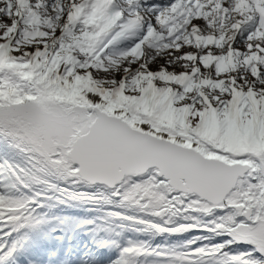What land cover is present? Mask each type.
<instances>
[{
	"label": "snow or ice",
	"instance_id": "1",
	"mask_svg": "<svg viewBox=\"0 0 264 264\" xmlns=\"http://www.w3.org/2000/svg\"><path fill=\"white\" fill-rule=\"evenodd\" d=\"M45 2L0 0V135L28 156V169L8 165L20 187L53 170L102 181L147 216L191 221L113 213L196 233L172 247L130 242L119 264H264V147L253 142L264 0H169L151 16L137 0H56L59 24L40 17ZM169 49L182 64L158 61ZM33 202L0 193V229L26 224Z\"/></svg>",
	"mask_w": 264,
	"mask_h": 264
},
{
	"label": "rangeland",
	"instance_id": "2",
	"mask_svg": "<svg viewBox=\"0 0 264 264\" xmlns=\"http://www.w3.org/2000/svg\"><path fill=\"white\" fill-rule=\"evenodd\" d=\"M39 13L45 15V17H52L51 15H46L43 12H45V10H43V8L41 7L39 10ZM55 19V16H54ZM146 53L148 56H150L149 53V49H146ZM112 77L110 76H101L100 79H111ZM253 142L255 145H257L258 143H260L261 145H263L264 147V122L261 123V133H260V138L256 139L255 137H253ZM9 157H12L9 161H12V169H16L17 167L19 168H25L28 169L30 167V163L29 160L26 159L24 160L22 157L20 156H14V155H7ZM16 157V158H15ZM15 158V159H13ZM2 164H5L2 166V169H7L9 177L11 178V180H15V177L12 176L11 171L9 170L8 165L10 164H6V162H1ZM38 176L41 177V179L39 181H32L29 180L28 183V187L27 188H22L20 187V185L16 182V186L15 188L22 191L23 193L25 192V195L28 197H33L34 200L36 198V200H40L41 198H39V194L43 193L42 192V188H45L48 185H51L53 183V181H51V178H54L55 176H53V174L45 171L42 173H38ZM16 181V180H15ZM48 181V182H45ZM7 183V181L5 182ZM75 188H79L81 191H86L87 193H90L93 196L94 199V213H107L109 216L113 213H121L123 215H126L128 217H139L145 220H154L156 223L159 224H163L165 220H169L171 219L173 221V223L175 224H187V223H191V221H187V220H183L181 219L180 215L177 216H169L168 214H165L163 217H153V216H147L144 214V212L140 211L138 208L136 207H131L129 205H127L126 203H123L119 197L113 195L114 189H110L107 191L101 190L99 189H86L83 188L81 185H79L78 183H75L74 181H69L66 180L63 183H59L58 185V189L56 190L57 192L55 193V195L53 196L55 199H58L59 201H63V195L65 192H67V190L69 189H75ZM193 215H195V213H193ZM207 219V218H206ZM121 222L124 225L127 226H135L140 228L142 231H144L145 226L143 224L140 223H134L131 220L128 219H123L121 216ZM169 227H171L172 225H168ZM150 233H154L155 231L153 230H147ZM8 232H13L10 227H5L4 230L2 231V233H8ZM190 233H195L194 231L190 232ZM0 235H4V234H0ZM204 235H207L206 233ZM225 238V237H224ZM113 246H115L116 244V238L113 237ZM118 258H120V260L122 259V254L118 256ZM119 260V261H120Z\"/></svg>",
	"mask_w": 264,
	"mask_h": 264
},
{
	"label": "bare ground",
	"instance_id": "3",
	"mask_svg": "<svg viewBox=\"0 0 264 264\" xmlns=\"http://www.w3.org/2000/svg\"><path fill=\"white\" fill-rule=\"evenodd\" d=\"M60 2L64 6V8L67 9V7H68V0H60ZM54 14H55V17H56L57 13L55 12ZM60 15H66V11L64 13H60ZM145 15L146 16H150L149 13H145ZM54 21H56V20L54 19ZM59 23H62V21H58V24ZM228 23H231V21H229ZM164 54H165V52H161L158 55V57H157L158 61H172L173 63H175L177 65H180V64L183 63V61L180 62V61H178L177 58L172 57L171 55L163 56ZM153 67H155V65H153ZM0 151L2 153L3 152H6V153H8V155H14V156H17L18 155V156L22 157L24 160L28 159L27 154H25L24 152L20 151L16 147H14L10 143V141L6 137H4L2 135H0Z\"/></svg>",
	"mask_w": 264,
	"mask_h": 264
},
{
	"label": "trees",
	"instance_id": "4",
	"mask_svg": "<svg viewBox=\"0 0 264 264\" xmlns=\"http://www.w3.org/2000/svg\"><path fill=\"white\" fill-rule=\"evenodd\" d=\"M183 242L184 241H182V239L180 237H176V238H166L165 237L161 241L157 242V244H159V246L172 247V246H176V245H182ZM208 242L215 243L216 241L212 240V241H208ZM238 247H245V246H242V245H240V246L234 245V246L228 248L227 250H230V249L231 250H235Z\"/></svg>",
	"mask_w": 264,
	"mask_h": 264
},
{
	"label": "water",
	"instance_id": "5",
	"mask_svg": "<svg viewBox=\"0 0 264 264\" xmlns=\"http://www.w3.org/2000/svg\"><path fill=\"white\" fill-rule=\"evenodd\" d=\"M76 180H81V179H76ZM82 181H84L85 183H90V184H102V185H104L105 187H107V188H109V187H111V186H109V185H106L104 182H102V181H91V182H89V181H87V180H82Z\"/></svg>",
	"mask_w": 264,
	"mask_h": 264
}]
</instances>
